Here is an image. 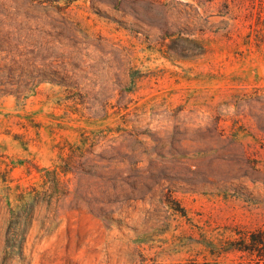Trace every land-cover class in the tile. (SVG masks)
<instances>
[{
    "label": "rangeland",
    "instance_id": "obj_1",
    "mask_svg": "<svg viewBox=\"0 0 264 264\" xmlns=\"http://www.w3.org/2000/svg\"><path fill=\"white\" fill-rule=\"evenodd\" d=\"M224 3L0 0V264H247L264 0Z\"/></svg>",
    "mask_w": 264,
    "mask_h": 264
},
{
    "label": "trees",
    "instance_id": "obj_2",
    "mask_svg": "<svg viewBox=\"0 0 264 264\" xmlns=\"http://www.w3.org/2000/svg\"><path fill=\"white\" fill-rule=\"evenodd\" d=\"M162 0H140L141 3L144 2H152V3H160ZM197 3L198 6H204L205 3L212 4L215 0H193ZM227 5L228 3L233 4L235 0H223ZM241 2L251 1L254 2L256 0H240ZM262 2V0H261ZM227 9V8H226ZM264 12V10H263ZM12 213V210H11ZM237 252H240L245 255V258L248 260L247 264H264V229H259L251 233L247 239L241 240L239 242V246L236 248Z\"/></svg>",
    "mask_w": 264,
    "mask_h": 264
}]
</instances>
